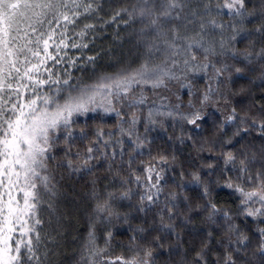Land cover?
<instances>
[{
  "label": "snow or ice",
  "instance_id": "6c2138e0",
  "mask_svg": "<svg viewBox=\"0 0 264 264\" xmlns=\"http://www.w3.org/2000/svg\"><path fill=\"white\" fill-rule=\"evenodd\" d=\"M0 264H264V0H0Z\"/></svg>",
  "mask_w": 264,
  "mask_h": 264
}]
</instances>
